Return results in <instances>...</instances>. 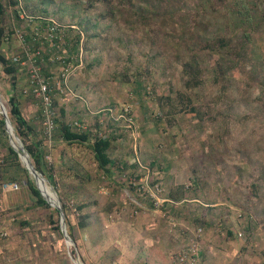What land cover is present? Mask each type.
<instances>
[{"label":"rangeland","instance_id":"obj_1","mask_svg":"<svg viewBox=\"0 0 264 264\" xmlns=\"http://www.w3.org/2000/svg\"><path fill=\"white\" fill-rule=\"evenodd\" d=\"M2 2L1 50L21 64L1 71L0 99L9 110L15 98L32 132L22 140L9 119L18 149L0 136V264H89L93 247L99 264L119 253L130 263L149 209L162 213V238L182 233L173 252L198 233L200 263L264 264V0ZM33 69L49 83L50 131ZM62 122L110 139L106 170L90 142L60 137ZM31 141L53 183L34 168ZM10 182L17 190L3 191Z\"/></svg>","mask_w":264,"mask_h":264},{"label":"trees","instance_id":"obj_2","mask_svg":"<svg viewBox=\"0 0 264 264\" xmlns=\"http://www.w3.org/2000/svg\"><path fill=\"white\" fill-rule=\"evenodd\" d=\"M9 1L12 5H17L18 0H9ZM3 13H4V4L2 0H0V73L1 71L4 73H11L15 71V64H13L1 50L2 39L5 36L4 27L2 26ZM43 24L46 26L45 22H43ZM79 37L80 36L77 35L76 42L79 40ZM26 39H29V37H27ZM74 45H76V43ZM193 60L196 62L195 58H193ZM9 100H10L9 101L10 107H9V110L7 111H8V116H9L11 123L14 125V131L17 135H19V137L22 140L27 141V139H30V134L32 132L31 127L29 126L27 121L24 119L21 113L19 104L15 100V98L11 96ZM2 123H3L2 120H0V126H2ZM58 132H59L60 137L69 143L71 142L83 143L86 141L90 142L89 147L91 148L93 152V156L95 160L97 161L98 166L101 169L106 170L107 165L109 163H112L110 156H109V148H110L109 138L95 137L92 140L90 133L88 131L73 130L69 124H66L64 122L59 124ZM5 138H7V135L4 131H2V140ZM11 138L15 146L18 149V144H17L15 136L11 135ZM9 149L11 153L15 155V152L10 147ZM26 150L30 158H32L33 160L34 168L38 172H40L43 176H45L50 183H53V176L50 173H48V171L45 168V162L43 159V151H42L41 142L38 141L35 143L31 141L30 143H26ZM27 163H28V158L26 157V159L24 160V164H27ZM30 171L33 177L35 178V180L38 181L37 184L39 185L41 191L44 193L45 187L47 186L45 185L43 178L38 173L33 172V170L30 169ZM27 186L32 192V194L37 197V202L39 204L45 203V201L41 198L38 189L34 186V184L31 181L27 180ZM46 197L52 203H56L53 200V198H49L48 196Z\"/></svg>","mask_w":264,"mask_h":264},{"label":"crops","instance_id":"obj_3","mask_svg":"<svg viewBox=\"0 0 264 264\" xmlns=\"http://www.w3.org/2000/svg\"><path fill=\"white\" fill-rule=\"evenodd\" d=\"M167 201L168 203L172 204V203L179 202L180 200L179 201L177 200L176 202H174L172 201V199L169 198ZM166 205H170V204H166ZM163 213H166V212H163ZM145 215L147 216H145L144 219L148 220V222L146 220H143L142 223H146V225L145 224L141 225V226L145 225L143 226L144 227L143 233L145 235L144 236L145 239L143 238L144 242L142 240L143 243L140 249L142 254L136 253L134 254L133 257H127V259L130 260V263L123 262L121 264H172V253L176 249V247L179 245V242L182 243V240H183L182 233L181 232L176 233L175 230L173 232L167 233L166 232L167 228H166L164 230L165 236H163L164 238H162V236H160V232L162 231L161 223L163 220L158 218L159 221H154L153 219L155 216L160 217L162 213L153 212V211H150L149 209V212L145 213ZM92 249L93 250H91V252H89L87 256V261L89 264H99L101 258H99V255L96 252H94L95 248L93 247ZM199 253L200 252H198V264H204V263L199 262ZM119 256H120V253L117 254L115 259L113 260L115 264L119 263L118 262Z\"/></svg>","mask_w":264,"mask_h":264},{"label":"built area","instance_id":"obj_4","mask_svg":"<svg viewBox=\"0 0 264 264\" xmlns=\"http://www.w3.org/2000/svg\"><path fill=\"white\" fill-rule=\"evenodd\" d=\"M46 28V29H45ZM44 29L51 37L52 39H55L57 36V30L58 28L54 24L47 25ZM11 62L13 64H21L19 57L17 55H13L11 57ZM30 82H31V94L34 96H38L40 101L42 102L43 108H42V116H43V125L44 128L48 131H50L53 128V121H52V110H51V100H50V87L49 83L46 80H43L39 78L38 72L36 69H33L30 71ZM25 92V90H24ZM0 116L2 119V131L6 133L7 136L10 137V134H12V128L9 127L6 124L5 118L9 120L7 110L5 106L2 104V108H0ZM2 135V132L0 130V136ZM12 147H14L11 140ZM10 145V144H9ZM15 148V147H14ZM3 191H9V190H17L18 185L17 183L10 182L5 183L2 186ZM198 231H201V228L198 229ZM240 235V234H238ZM199 234L195 233L193 234L188 242L187 245L183 248H180L179 250H176L172 253V264H198V237Z\"/></svg>","mask_w":264,"mask_h":264},{"label":"water","instance_id":"obj_5","mask_svg":"<svg viewBox=\"0 0 264 264\" xmlns=\"http://www.w3.org/2000/svg\"><path fill=\"white\" fill-rule=\"evenodd\" d=\"M1 105H2V102H1ZM4 119H5L4 122H6L8 127H11L10 121L7 118H5V117H4ZM17 152H18L19 157H20L21 152L19 150ZM28 163H29L31 169L33 170V172L37 173V171L33 168L32 164L29 161H28ZM57 209H58L59 215H60V229H61L62 233L64 234L65 240H66L67 243H73V240L71 238H69L67 236V234H66L65 225H64V219H63V214H62L61 208L59 206H57ZM75 259L77 261L76 264H81V262L79 261V259L77 257Z\"/></svg>","mask_w":264,"mask_h":264},{"label":"bare ground","instance_id":"obj_6","mask_svg":"<svg viewBox=\"0 0 264 264\" xmlns=\"http://www.w3.org/2000/svg\"><path fill=\"white\" fill-rule=\"evenodd\" d=\"M0 108H2V105H1V99H0ZM9 128V127H8ZM10 129V128H9ZM11 135H13V134H10V138H11ZM11 140H12V138H11ZM12 143H13V145H14V147L17 149V147L15 146V144H14V142L12 141ZM26 155L25 154H23V153H21V155H20V159H21V161L24 163V160L26 159ZM28 164L29 163H27V164H25V166L28 168V170L30 171V169H31V167H30V165L28 166ZM32 170V169H31ZM39 174V173H38ZM46 188V187H45ZM52 195H53V193H52ZM53 198L55 199V197H54V195H53ZM55 202H56V200H55ZM73 261H74V263L76 264L77 263V261H76V259H73Z\"/></svg>","mask_w":264,"mask_h":264}]
</instances>
